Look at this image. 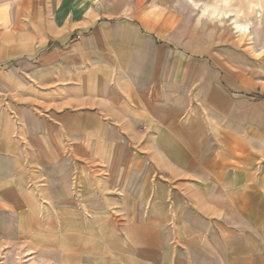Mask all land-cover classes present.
<instances>
[{"label": "crops", "instance_id": "0c3cea01", "mask_svg": "<svg viewBox=\"0 0 264 264\" xmlns=\"http://www.w3.org/2000/svg\"><path fill=\"white\" fill-rule=\"evenodd\" d=\"M105 1L46 0L32 30L7 32L0 69L12 95L0 161L53 162L55 147L99 139L149 146L168 180L145 188L149 201L126 219L52 202L53 264H264V88L236 58L210 60L169 41L178 11ZM245 25L235 28L251 34ZM15 118L27 139H13ZM30 219L44 225L46 217Z\"/></svg>", "mask_w": 264, "mask_h": 264}, {"label": "rangeland", "instance_id": "374dc122", "mask_svg": "<svg viewBox=\"0 0 264 264\" xmlns=\"http://www.w3.org/2000/svg\"><path fill=\"white\" fill-rule=\"evenodd\" d=\"M45 1L0 0V43L5 40L7 32L18 37L21 35L18 30L27 32L34 27L35 16L47 12V5L43 6ZM134 1L140 9L178 11V16L173 13L175 23L166 35L169 41L190 47L191 52L210 60L213 57L236 58L241 63L236 62L238 70L252 73L254 88L260 89L261 85L264 88V0H250L252 8L261 16L250 13L249 0L230 1L231 7L226 6L223 0ZM131 2L106 0L101 3L112 8L116 4ZM213 7L221 11V16L211 15ZM204 8L207 10L203 14ZM236 21L248 24L251 34L237 31ZM4 67L2 65L0 69L1 131L10 127L2 115L7 103L6 95L7 98L12 95L5 93ZM192 70L190 67V73ZM194 78L190 75L188 88L196 95L200 83L191 80ZM16 80L15 84L20 89L21 76L18 75ZM14 99L20 100L19 97ZM11 130L14 140L27 139L21 134L16 118L12 120ZM98 141H88L86 146L62 144L58 149L55 147L58 160L53 162L0 161V264H53V252L60 250L54 234H59L60 230L53 226L51 214L54 210L48 208L52 207V202L75 204L77 212L85 216L88 212H99L103 217L113 213L126 219L125 214L132 212L133 217L136 208H140L139 204L149 201L150 194L144 192L145 188L154 186L158 179L168 180L158 162L149 158V146H107ZM24 152L30 154L29 158L36 157L25 147ZM173 154V157L183 158L182 150ZM37 204L44 209L34 210ZM89 204L98 207L92 205V208ZM128 207L131 211H124ZM37 212L40 218L42 215L46 217L44 225L29 223L31 213Z\"/></svg>", "mask_w": 264, "mask_h": 264}, {"label": "bare ground", "instance_id": "6f19581e", "mask_svg": "<svg viewBox=\"0 0 264 264\" xmlns=\"http://www.w3.org/2000/svg\"><path fill=\"white\" fill-rule=\"evenodd\" d=\"M196 4V3H195ZM206 10V9H205ZM259 16L261 15V14H258ZM235 22V21H234ZM238 21H236V23H237ZM243 25V24H242ZM246 29V31H248V29H249V27H248V25H245L244 27H243V29ZM242 29V28H241Z\"/></svg>", "mask_w": 264, "mask_h": 264}, {"label": "built area", "instance_id": "2783aa9c", "mask_svg": "<svg viewBox=\"0 0 264 264\" xmlns=\"http://www.w3.org/2000/svg\"><path fill=\"white\" fill-rule=\"evenodd\" d=\"M79 37V36H78Z\"/></svg>", "mask_w": 264, "mask_h": 264}]
</instances>
